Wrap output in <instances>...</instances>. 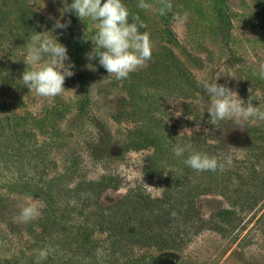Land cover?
I'll list each match as a JSON object with an SVG mask.
<instances>
[{
    "label": "trees",
    "instance_id": "obj_1",
    "mask_svg": "<svg viewBox=\"0 0 264 264\" xmlns=\"http://www.w3.org/2000/svg\"><path fill=\"white\" fill-rule=\"evenodd\" d=\"M158 1L160 7L167 2ZM218 10L222 31L229 23L222 8ZM170 16V10L162 15L164 25ZM164 32L170 41L171 30L164 27ZM68 33L79 91L74 110L82 118L91 103V85L83 33L74 18ZM180 63L174 54L166 64L155 61L130 73L129 78L121 80L124 95L112 115L114 122L129 124L121 136L124 152L149 150L141 172L145 179L160 184L159 196H151L142 185H134L124 194L107 200L104 194L108 190L117 191L123 179L112 173L89 179L81 173L75 159L61 169L54 167L51 172L53 167L44 147L58 130L57 123L72 112L71 106L54 101L34 116L17 112L7 100H0V169L11 167L16 173L12 182L0 185L3 188L0 225L8 230L4 236L0 230V241L8 245L16 241L17 233L20 239L25 236L13 219L5 217L10 212L11 195L23 193L44 203L35 229L28 232V246L9 253L10 257L0 254V264H34L35 250L47 245L55 252L42 264H214L179 259L175 253L185 250L206 231L222 237L233 234L232 239L237 238L239 230L235 229L244 220V212L256 208L264 197V121L255 120L249 127L248 145L239 156L229 148L225 137L215 136L217 125L209 122V103L204 112L193 111L189 105L183 110L185 123L195 120L204 128L202 131L175 132L162 119V106L152 99L154 93L149 86L158 80L157 72L168 74L175 70L179 72L177 75L184 74ZM170 92L174 94L177 89ZM198 92L199 88L193 86L191 94ZM251 94L249 91L245 101ZM257 105L258 102L253 104ZM260 107L264 109L261 103ZM93 126L95 136L86 143L87 155L93 161L107 162L113 156L114 136L99 119H95ZM35 132H41L45 138L39 146L31 142ZM177 142L191 143L193 150L218 159L231 153L232 163L226 164L222 171L196 172L187 168L183 159L174 157L171 149ZM257 220L264 224V210Z\"/></svg>",
    "mask_w": 264,
    "mask_h": 264
},
{
    "label": "rangeland",
    "instance_id": "obj_2",
    "mask_svg": "<svg viewBox=\"0 0 264 264\" xmlns=\"http://www.w3.org/2000/svg\"><path fill=\"white\" fill-rule=\"evenodd\" d=\"M137 2L138 0H124L130 12L129 23L133 15H139L140 21L145 25L141 31L149 34L152 45L151 59L137 69L147 68L155 61H164L166 64L174 54L184 68V74L179 75L175 70L168 74L164 71L157 72L158 80L149 86L154 93L152 99L162 106V119L175 132L194 134L204 129L195 120L191 124L185 123L183 113L185 105H189L193 111L204 112L207 103H210V98L200 83L202 80H217L218 84L226 85L243 100L251 91L253 95H260V103L264 105V79L255 71L257 65L264 62V0H167L172 7L171 16L165 25L159 14L158 0H148L152 7L147 11L138 8ZM61 7L60 0H0V100H7L17 112L25 111L34 116L40 115L44 107L54 101H63L71 106L72 112L57 123L58 130L53 133L48 146L44 147L46 158L51 160L50 165L53 167L50 168L51 172L54 167L61 169L75 159L79 162L81 173L89 179H95L104 173H112L123 179L122 186L117 191L108 190L104 194L107 200L124 194L128 187L134 185H142L151 196H159L160 184L145 179L141 172L143 158L149 150L124 152L121 136L129 124L117 123L112 119L119 100L124 95L121 80L108 75L98 61H89L86 56L87 65H96V70H89L88 73L91 103L82 118L74 110L79 97L74 75L65 79V91L56 97L38 96L34 91L30 92L27 87H23L19 80L27 67L23 59L24 45L29 36L35 34L34 31L51 29L54 19L49 17L60 18ZM220 7L229 23L222 31L219 29ZM72 18L83 33L84 48L88 53L94 46L88 40L96 31L94 22L88 19L81 21L72 13L65 14L62 22L71 21ZM68 27L56 30L53 35L67 47L73 63L74 50ZM164 27L171 30L170 41L166 40ZM43 62L42 60L41 63ZM193 86L201 92L192 95ZM173 88L177 89L174 94L170 92ZM256 102L259 104V100H252V104ZM95 119L101 120L115 139L111 144L113 156L107 162L93 161L87 155L85 146L94 139ZM253 123L255 120L240 125L233 119H226L214 127V134L219 139L225 137L229 148L239 156L248 145V129ZM35 133L36 137L31 142L34 146H39L45 138L41 132ZM10 170L0 169V185L15 179L16 173L11 167ZM220 201L225 206L224 199L221 198ZM30 204L40 208V215L27 223L20 222L17 218L21 209ZM263 210L264 197L256 208L244 212V220L235 229L239 230L236 239H232L233 234L222 237L206 231L185 250L175 254L179 259L192 258L214 264H264V224L257 220ZM43 211L44 203L36 197L17 192L11 195L10 212L5 217L13 219L18 230L25 236L20 239L17 233L16 241L9 242L8 245L0 241V254L10 257L9 253L27 247L30 242L28 232L35 229V222ZM0 228L2 236L8 233L5 226L0 225Z\"/></svg>",
    "mask_w": 264,
    "mask_h": 264
},
{
    "label": "clouds",
    "instance_id": "obj_3",
    "mask_svg": "<svg viewBox=\"0 0 264 264\" xmlns=\"http://www.w3.org/2000/svg\"><path fill=\"white\" fill-rule=\"evenodd\" d=\"M60 3V18L49 17L54 19L52 28L43 32L34 31L35 34L30 35L24 45L23 61L27 67L19 80L30 92L34 91L41 97H56L65 91V79L74 75V64L70 60L67 47L53 35L56 30L66 29L70 25V20L62 22L64 15L68 13H72L81 21L88 19L94 22L96 31L93 37L88 39L94 46L86 56L89 61H98L99 66L116 80L129 78L130 73L151 59L152 45L149 34L141 31L145 25L140 21L139 15H133L129 23L130 12L124 0H60ZM137 7L147 11L152 5L148 0H138ZM171 7L170 3H162L159 14H166ZM49 33L50 35H47ZM87 67L89 70H96V65L92 63ZM255 71L264 79V62H260ZM200 83L210 98L207 112L212 125H218L226 119H233L240 125L253 120L264 121L260 95L252 94L245 101L226 85L218 84L217 80H202ZM253 99L259 100L257 106H253ZM171 151L174 157L183 159L187 168L196 172H215L218 169L222 171L226 164L232 163L231 153L218 159L193 150L191 143L177 142ZM186 152L188 154L185 157ZM39 215L40 208L30 204L21 209L17 219L27 223ZM54 252L55 249L50 245L36 249L34 264H42Z\"/></svg>",
    "mask_w": 264,
    "mask_h": 264
}]
</instances>
